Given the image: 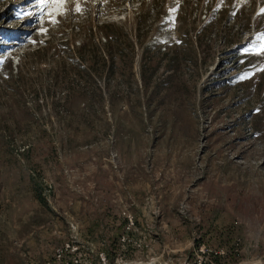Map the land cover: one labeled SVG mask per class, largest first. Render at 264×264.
<instances>
[{
	"label": "rangeland",
	"instance_id": "rangeland-1",
	"mask_svg": "<svg viewBox=\"0 0 264 264\" xmlns=\"http://www.w3.org/2000/svg\"><path fill=\"white\" fill-rule=\"evenodd\" d=\"M0 264H264V0H0Z\"/></svg>",
	"mask_w": 264,
	"mask_h": 264
},
{
	"label": "snow or ice",
	"instance_id": "snow-or-ice-1",
	"mask_svg": "<svg viewBox=\"0 0 264 264\" xmlns=\"http://www.w3.org/2000/svg\"><path fill=\"white\" fill-rule=\"evenodd\" d=\"M54 3L58 4V5H63V3L65 2V0H53ZM77 11H79V7H77L76 9Z\"/></svg>",
	"mask_w": 264,
	"mask_h": 264
}]
</instances>
